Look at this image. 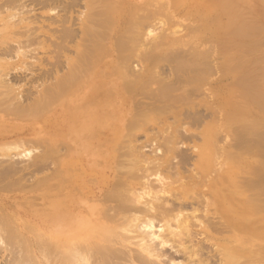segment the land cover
<instances>
[{"label":"bare ground","instance_id":"bare-ground-1","mask_svg":"<svg viewBox=\"0 0 264 264\" xmlns=\"http://www.w3.org/2000/svg\"><path fill=\"white\" fill-rule=\"evenodd\" d=\"M0 260L264 264V0H0Z\"/></svg>","mask_w":264,"mask_h":264},{"label":"rangeland","instance_id":"rangeland-1","mask_svg":"<svg viewBox=\"0 0 264 264\" xmlns=\"http://www.w3.org/2000/svg\"><path fill=\"white\" fill-rule=\"evenodd\" d=\"M57 10L48 13L46 10H36L35 9V11H33V13H35V18H30L31 19L30 21L33 20L32 23H34L35 26L43 25V27L45 29L46 26L48 27V22H47L48 16L53 17L57 13L62 14V12H58L60 10H58V11ZM42 14H44V15H42ZM74 14L77 15L78 13L74 12ZM177 18H179V17H177ZM175 20L177 22L179 21V19H175ZM42 21H45V23L47 25ZM178 26H180V24ZM157 33H158V31H157ZM48 43H50V41H47L42 45L31 44L28 47L21 48L20 52L16 55V57L14 56V57L10 58V62H12L11 67L13 69V71H10V72H12V74L10 73V75L13 76L16 74V76H18V77L25 78L24 79V81H25L27 78L31 77V74H34L35 72L38 73L39 72L38 70L51 69L53 62L60 57L57 56L54 59L52 58V52L48 51V50H50ZM49 56L51 58H49ZM24 69H27V70L24 72L23 71ZM9 78H10V76H8L7 79H9ZM0 263H1V260H0Z\"/></svg>","mask_w":264,"mask_h":264}]
</instances>
